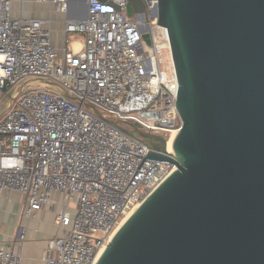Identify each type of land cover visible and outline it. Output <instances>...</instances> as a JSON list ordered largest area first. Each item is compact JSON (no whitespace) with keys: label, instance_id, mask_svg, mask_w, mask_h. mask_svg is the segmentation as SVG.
Masks as SVG:
<instances>
[{"label":"built area","instance_id":"1","mask_svg":"<svg viewBox=\"0 0 264 264\" xmlns=\"http://www.w3.org/2000/svg\"><path fill=\"white\" fill-rule=\"evenodd\" d=\"M70 1L84 3L85 20L68 18ZM144 2L130 17V0H0V97L20 87L0 117V193L27 196L29 219L54 194L66 198L44 264H96L126 215L177 170L113 124L167 140L183 126L162 82L157 0ZM71 35L84 40L70 47ZM0 264L23 257L0 245Z\"/></svg>","mask_w":264,"mask_h":264},{"label":"water","instance_id":"2","mask_svg":"<svg viewBox=\"0 0 264 264\" xmlns=\"http://www.w3.org/2000/svg\"><path fill=\"white\" fill-rule=\"evenodd\" d=\"M74 10L70 20L87 18ZM155 17L182 129L169 156L166 138L113 124L177 170L96 264H264V0H157Z\"/></svg>","mask_w":264,"mask_h":264},{"label":"crops","instance_id":"3","mask_svg":"<svg viewBox=\"0 0 264 264\" xmlns=\"http://www.w3.org/2000/svg\"><path fill=\"white\" fill-rule=\"evenodd\" d=\"M36 9L31 8L33 11ZM53 199L51 207L44 208L36 214L34 219H29L26 217L29 205L27 196L12 191L0 193V245L12 248L22 255L23 264H44V253L50 240L61 232L57 226L56 217L57 213L65 207L66 198L63 195L54 194ZM51 211L54 213H51L53 227H46L44 231H41L39 225L43 217L49 216ZM23 229H26V239L21 243L18 238Z\"/></svg>","mask_w":264,"mask_h":264},{"label":"rangeland","instance_id":"4","mask_svg":"<svg viewBox=\"0 0 264 264\" xmlns=\"http://www.w3.org/2000/svg\"><path fill=\"white\" fill-rule=\"evenodd\" d=\"M133 19H136V17H133ZM69 39H70V47H73V45L75 43H82L83 40H84V38L82 36H80V35H71ZM19 90H20V87L19 86L10 87L0 97V117H2L4 115V113L6 112V110L8 109V107L10 105V102H11L12 97ZM66 209L73 215V217H75L76 211H77V202H76V200L75 201H72L71 204H70V206H67ZM51 213H53V212L51 211L50 214H49V216L48 215H45L43 217V220H42V222L39 225V228L41 229V231H44V229L46 227H53ZM65 231L68 232L69 231V228H66ZM38 264H40V263H38Z\"/></svg>","mask_w":264,"mask_h":264},{"label":"bare ground","instance_id":"5","mask_svg":"<svg viewBox=\"0 0 264 264\" xmlns=\"http://www.w3.org/2000/svg\"><path fill=\"white\" fill-rule=\"evenodd\" d=\"M73 4H75V5H74V7H75L74 14H77V15H78V14H79V10H80V8L82 7V5L84 6V3L81 4L80 1H79V2L76 1V2L73 3ZM77 15H75V16H77ZM177 136H178V132H173V133L171 134V136H169V138H168V150H169V151H172L173 143L175 142ZM138 208H139V207L133 209L132 211H130V212L126 215V217L123 219V222H122V224H121L119 230H120L121 227H122V226L128 221V219H129V218L135 213V211H136ZM119 230H118V231H119ZM105 249H106V247L102 248L101 251L98 253V259H100V257H101L102 254L104 253Z\"/></svg>","mask_w":264,"mask_h":264}]
</instances>
